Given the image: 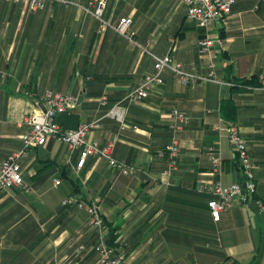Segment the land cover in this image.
Segmentation results:
<instances>
[{
	"label": "crops",
	"instance_id": "1",
	"mask_svg": "<svg viewBox=\"0 0 264 264\" xmlns=\"http://www.w3.org/2000/svg\"><path fill=\"white\" fill-rule=\"evenodd\" d=\"M90 1L47 0L25 12L0 0V164L20 148L23 119L49 89L77 96L75 109L57 116L62 128L97 120L89 137L100 145L114 139L113 157L141 170L116 175L95 156L78 168L79 151L70 153L56 138L31 150L19 160L24 185L0 191V264H95L92 252L71 258L79 244L93 241L84 209L61 204L73 192L102 197L101 213L125 254L121 264H184L213 250L221 264H264V213L253 202L234 201L215 222L208 196L195 191L199 180L211 179L209 145L221 153L222 182L243 183L226 130L215 128L231 123L246 143L255 196L264 200V89L257 87L264 75V0H236L229 16L206 30L187 18L182 0H107L104 20L131 17L140 46L88 13ZM205 32L214 40L212 70L196 46ZM149 51L170 53L184 70L208 79L184 86L166 70L163 84L126 110L137 129L120 130L107 112L153 70ZM173 107L189 122L177 134L178 168L166 178L162 151Z\"/></svg>",
	"mask_w": 264,
	"mask_h": 264
},
{
	"label": "built area",
	"instance_id": "2",
	"mask_svg": "<svg viewBox=\"0 0 264 264\" xmlns=\"http://www.w3.org/2000/svg\"><path fill=\"white\" fill-rule=\"evenodd\" d=\"M20 3L27 12H36L44 8L47 0H5ZM185 4L186 16L195 22L200 28L206 30L211 23L220 21L229 16L231 6L236 0H182ZM107 0H92L84 9L95 17L104 26L111 27L128 41L140 46L134 41V31L131 29V17L121 16L116 23L104 20L103 13ZM214 40L207 32L198 38L196 46L198 54L204 60L206 66L213 68V52L211 50ZM153 60V70L144 75L141 83L130 90L124 96V104H113L107 115L118 123L120 130L130 126L137 129L135 125H128L126 110L130 105H138L148 96L154 87L163 84L162 74L169 70L181 85H188L208 78L198 76L194 72L184 70L179 60L173 58L170 53L155 55L148 52ZM213 74V71H210ZM258 88L264 89V75H258ZM43 108L37 105L34 111L23 119L27 129L21 134V146L15 152L8 154L0 164V191L11 186H23V179L19 160L26 157L31 150L38 146H44L50 138L61 140L67 145L70 153L79 151L76 167L80 168L88 156H95L106 160L109 168L116 175H134L141 170L140 167L118 160L113 157L112 150L114 139L104 145L89 137L88 133L98 127V121H82L76 127L62 128L57 121V116L72 112L77 105V96L72 93H61L59 91L45 90L42 95ZM103 105L107 103L105 95L99 98ZM189 122V116L177 107L171 108L169 112V127L171 129L170 141L165 145L162 153L166 154L167 164L162 175L169 177L177 169V156L179 143L177 134ZM217 131L226 130L230 145L232 146L240 164L243 183H223L220 179L222 174V156L215 145H209L206 156L210 163L209 175L211 179H201L195 186V191L208 196L207 208L213 221H218L222 211L230 207L232 202L239 201L241 204L253 202L260 212L264 213V200L255 197V182L252 163L249 158L245 140L239 134L237 127L231 123H219L215 127ZM56 178L54 184H59ZM167 183V181H166ZM102 197H82L77 192L70 193L61 200L63 206L74 205L84 209L87 215V225L93 232V242L89 247L79 244L75 252L86 254L89 251L95 256V264H121L125 254L117 247L109 244V228L105 221L100 205Z\"/></svg>",
	"mask_w": 264,
	"mask_h": 264
},
{
	"label": "trees",
	"instance_id": "3",
	"mask_svg": "<svg viewBox=\"0 0 264 264\" xmlns=\"http://www.w3.org/2000/svg\"><path fill=\"white\" fill-rule=\"evenodd\" d=\"M256 80V78H250V80H245L246 82H252L253 80ZM177 168H178V164H177ZM176 171V170H175ZM174 172V171H173ZM172 172V173H173ZM256 197V196H255ZM108 225V224H107ZM108 228H109V244L112 245L114 248H116V244H115V231L113 228H111L109 225H108ZM93 242V241H92ZM86 246V245H85ZM86 247H89V246H86ZM89 252H92V251H89ZM88 253V252H87ZM260 254V253H259ZM83 254H77L75 251L74 253L71 254V258H78L80 256H82ZM218 252H216L215 250H213L212 252H209L207 254V258H206V255H201V256H197V257H191L190 259H188L186 261V263L184 264H221V260L219 259L218 257ZM228 257L225 256L224 259L222 260L223 263L225 262V260L227 259ZM206 259V260H205ZM212 259V260H210ZM199 260H201L202 262H200ZM174 264H181L180 262H176ZM254 264V263H252Z\"/></svg>",
	"mask_w": 264,
	"mask_h": 264
},
{
	"label": "rangeland",
	"instance_id": "4",
	"mask_svg": "<svg viewBox=\"0 0 264 264\" xmlns=\"http://www.w3.org/2000/svg\"><path fill=\"white\" fill-rule=\"evenodd\" d=\"M4 1H5V0H4ZM16 4H20V3H16ZM20 5H21V4H20ZM22 8L24 9L25 12L28 11V10H26L23 6H22ZM36 12H37V11H36ZM39 106H41V107L43 108V102H40V103H39ZM30 114H31V113H30ZM30 114H29V115H30ZM27 116H28V115H27ZM102 200H103V199H102ZM101 203H102V202H101ZM261 213H263V212H261Z\"/></svg>",
	"mask_w": 264,
	"mask_h": 264
}]
</instances>
